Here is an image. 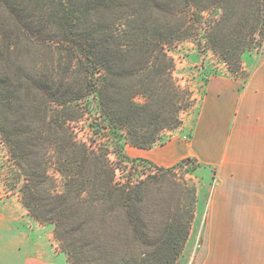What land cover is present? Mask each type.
Returning a JSON list of instances; mask_svg holds the SVG:
<instances>
[{
    "label": "trees",
    "instance_id": "16d2710c",
    "mask_svg": "<svg viewBox=\"0 0 264 264\" xmlns=\"http://www.w3.org/2000/svg\"><path fill=\"white\" fill-rule=\"evenodd\" d=\"M200 38L237 65L264 38V0H0L4 186L53 225L70 264L180 256L197 200L177 177L189 158L163 167L125 147L163 144L181 125L192 99L168 48Z\"/></svg>",
    "mask_w": 264,
    "mask_h": 264
},
{
    "label": "crops",
    "instance_id": "0c3cea01",
    "mask_svg": "<svg viewBox=\"0 0 264 264\" xmlns=\"http://www.w3.org/2000/svg\"><path fill=\"white\" fill-rule=\"evenodd\" d=\"M184 125L163 144L126 146L130 157L158 166L187 158L199 165L194 219L174 264H264V49L244 81L210 76ZM8 198H0V264H63L41 236L47 226Z\"/></svg>",
    "mask_w": 264,
    "mask_h": 264
},
{
    "label": "rangeland",
    "instance_id": "374dc122",
    "mask_svg": "<svg viewBox=\"0 0 264 264\" xmlns=\"http://www.w3.org/2000/svg\"><path fill=\"white\" fill-rule=\"evenodd\" d=\"M263 49L264 38L260 45H256L250 51L244 52L240 56L239 63L236 65L224 62L218 54L212 51L203 38L198 40L184 39L170 46L168 48V53L173 58L175 63L173 75L180 86L187 88L190 91L192 99L191 105L180 113V117L182 119L181 125L185 123L184 128L191 127L200 107L204 93V86L210 76L225 74L237 80L244 81L249 74L251 66L263 53ZM72 126L77 140L81 142L82 140L86 141L88 140V137L91 136V131L86 120L82 121L81 118L79 121L72 123ZM172 132L168 133V139H170ZM188 133L189 132H187L186 135H188ZM166 137L164 138L165 141L168 140ZM111 158L115 159L114 154H111ZM7 159V150L0 139V198L7 196L9 197L7 199V203L14 205L16 200L19 201V198L17 194H11L8 192L4 186L3 180L4 174H6L8 168ZM198 168L199 165L196 163V161L194 159H189L184 165L179 167L177 177L183 179L189 185H192L196 188V184L198 182L196 178L198 172H200L197 170ZM118 176H120V172H118ZM28 215L30 214L28 213ZM30 217L32 218L31 215ZM33 220L36 221L35 219ZM41 225L47 226V229H43L41 236L46 237V239L48 238L47 240L50 242V245L56 255L60 253L66 258L63 264H70L65 253L61 250L58 241L53 236V225L49 223Z\"/></svg>",
    "mask_w": 264,
    "mask_h": 264
}]
</instances>
